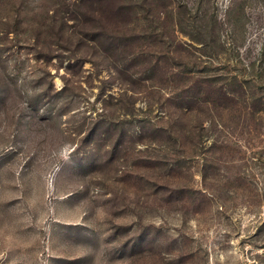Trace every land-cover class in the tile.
Returning <instances> with one entry per match:
<instances>
[{
	"label": "rangeland",
	"instance_id": "obj_1",
	"mask_svg": "<svg viewBox=\"0 0 264 264\" xmlns=\"http://www.w3.org/2000/svg\"><path fill=\"white\" fill-rule=\"evenodd\" d=\"M123 2L0 0L3 264H264V0Z\"/></svg>",
	"mask_w": 264,
	"mask_h": 264
},
{
	"label": "trees",
	"instance_id": "obj_2",
	"mask_svg": "<svg viewBox=\"0 0 264 264\" xmlns=\"http://www.w3.org/2000/svg\"><path fill=\"white\" fill-rule=\"evenodd\" d=\"M112 1L113 0H96V2H98L99 4L101 3V5L96 9L95 12H93L94 19L100 26L101 33L106 37V39L112 38V36L108 33V31H106V29L111 28L112 26L116 28L119 24H122L121 22H125L115 9L121 8V10L122 9L125 10L128 7L125 5L124 2L121 5H118V7L117 6L114 7L112 3V7H111L110 4ZM148 8H150V5L148 6ZM115 19H118V20H115ZM171 131H173V127Z\"/></svg>",
	"mask_w": 264,
	"mask_h": 264
},
{
	"label": "built area",
	"instance_id": "obj_3",
	"mask_svg": "<svg viewBox=\"0 0 264 264\" xmlns=\"http://www.w3.org/2000/svg\"><path fill=\"white\" fill-rule=\"evenodd\" d=\"M0 264H3V260H2V258L0 257Z\"/></svg>",
	"mask_w": 264,
	"mask_h": 264
}]
</instances>
